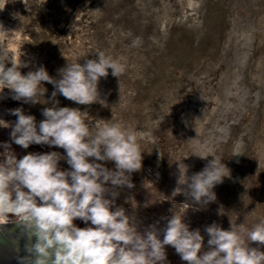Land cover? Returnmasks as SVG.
Masks as SVG:
<instances>
[{
    "label": "rangeland",
    "instance_id": "1",
    "mask_svg": "<svg viewBox=\"0 0 264 264\" xmlns=\"http://www.w3.org/2000/svg\"><path fill=\"white\" fill-rule=\"evenodd\" d=\"M4 2L0 22L7 32L1 33L0 45L27 65L20 69L23 75L43 66L58 80V70L68 62L83 64L98 52L117 60L124 71L115 77L109 69L98 85L103 103L90 105L59 93L53 98L54 86L47 82L34 104L13 99L5 88L0 119L14 126L17 117L10 110L21 108L35 117L38 128L45 119L42 110L55 105L80 109L90 126L119 123L137 134L143 160L141 170L131 174L133 188L106 185V198L119 193L113 210L124 208L138 232L155 229L161 240L168 220L174 214L183 217L189 230L199 229L204 237L201 254L210 250L205 229L213 223L225 230L238 226L247 242V232L264 222V0ZM11 131L0 126V161L7 143L17 159L57 152L59 169L70 170L64 149L37 144L24 149L12 142ZM237 146L242 155L234 156ZM212 155L229 169L213 189L216 200L196 204L184 194L174 195L179 165L191 177ZM96 162L115 169L112 161ZM73 223L91 226L80 219ZM249 247L264 251L258 242ZM165 252L164 264H187L172 246Z\"/></svg>",
    "mask_w": 264,
    "mask_h": 264
},
{
    "label": "clouds",
    "instance_id": "2",
    "mask_svg": "<svg viewBox=\"0 0 264 264\" xmlns=\"http://www.w3.org/2000/svg\"><path fill=\"white\" fill-rule=\"evenodd\" d=\"M44 0L43 3H45ZM0 10L5 6L0 0ZM7 32L0 25V33ZM0 45V92L8 88L12 98L25 103H38L42 82L54 86L52 97L59 93L79 105L103 103L98 85L101 78L111 74L119 77L124 66L111 56L98 52L96 59L85 63H67L59 69L60 79H54L40 66L23 75L26 67L14 54ZM11 67H6V61ZM59 102L56 101V104ZM17 117L13 125L0 119V126L11 127L10 137L16 145L27 149L32 144L59 147L66 153L70 170L59 169L62 157L57 152L28 153L22 158L9 151L0 161V221L10 214L19 217L35 237L30 251L35 264H164L165 246H172L187 264H264V251L249 247V242L264 245V222L247 232V242L231 225L225 230L216 223L207 226L209 251L203 252L204 237L199 229L189 230L183 217L173 215L167 222L163 240L155 229L141 234L122 207H114L119 195L114 188H133L131 174L142 168V152L137 134L126 131L119 123L98 122L90 126L85 112L70 107H45V117L37 128L33 115H25L21 108L10 110ZM163 118H158L161 123ZM97 129L93 133L92 129ZM242 155L240 146L234 156ZM207 158L209 156H200ZM205 167L187 176V169L179 165L178 187L174 195L184 194L196 204L216 200L213 189L229 176V169L222 159L212 155ZM89 158H94L90 162ZM96 161H112L110 170ZM227 170V171H226ZM180 186H186V191ZM76 219L90 222L89 227L79 228Z\"/></svg>",
    "mask_w": 264,
    "mask_h": 264
},
{
    "label": "water",
    "instance_id": "3",
    "mask_svg": "<svg viewBox=\"0 0 264 264\" xmlns=\"http://www.w3.org/2000/svg\"><path fill=\"white\" fill-rule=\"evenodd\" d=\"M9 217L11 221H0V264H35L30 251L35 237L19 217Z\"/></svg>",
    "mask_w": 264,
    "mask_h": 264
},
{
    "label": "bare ground",
    "instance_id": "4",
    "mask_svg": "<svg viewBox=\"0 0 264 264\" xmlns=\"http://www.w3.org/2000/svg\"><path fill=\"white\" fill-rule=\"evenodd\" d=\"M0 7H1V5H0ZM0 25H1V22H0ZM0 42H1V33H0ZM1 222L4 223V222H6V220L1 221Z\"/></svg>",
    "mask_w": 264,
    "mask_h": 264
}]
</instances>
